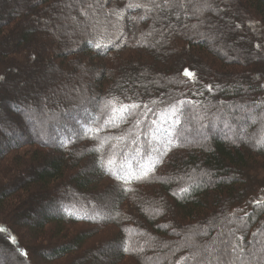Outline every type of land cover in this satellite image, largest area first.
Segmentation results:
<instances>
[{"label": "rangeland", "instance_id": "rangeland-1", "mask_svg": "<svg viewBox=\"0 0 264 264\" xmlns=\"http://www.w3.org/2000/svg\"><path fill=\"white\" fill-rule=\"evenodd\" d=\"M34 1L0 0L1 23L11 19L4 24L8 28L6 33H10V36L7 40L0 37V45H5L6 42L7 46H13L17 41L15 34L19 26L24 25L26 27L22 26V28H27L28 20L36 22L38 27L37 33L31 37V44L20 49V57L17 54L12 57L16 58V61H11L8 66H5V69H1L0 66V78H2L0 80V150L4 148L0 154V193H6L4 202L0 205V229H3L0 231V264H79L82 260L87 259L88 264H139L141 261L148 264H155V261L159 264H176L177 262L179 264H264V217L256 222L251 229H243L244 221L239 219V215L252 208L256 201L263 202L264 172L263 183L260 186L249 187L247 185L239 190L243 193L240 196H236L235 190L230 198L232 203L230 211L224 208L226 203L218 207L214 206L215 208H212L209 214L212 215V220L207 218V221L200 224L181 221L179 214L173 213L177 211L170 202L172 196L164 195L159 191V183L170 177L174 181V195L176 196L181 195L182 192L180 193L179 190L182 189V186L185 187L188 183L195 181L197 177L204 176L209 179L213 175L209 167L201 166L171 170L172 161L182 157L184 159L186 152H192L199 148V145H195V143H201L203 148L211 146V136L208 135L240 142L248 145V148L256 147V139L259 140L261 135L264 136V110H262L264 109V40H258L257 49H254L251 40H246L247 36L253 37L264 31V26L259 24L260 20H257L255 13L248 8V2L203 0V3L206 4L199 11L193 4V6H187L183 10L185 17L182 24L175 25L177 28L179 27L177 31L179 34H182L185 29L187 30L183 35L198 34L212 49L211 54L218 53L220 57H226V66L230 65L229 67L222 68L218 62L212 63L210 58H203L201 60L203 65L199 66L200 68L206 67L203 72L195 66L196 71L195 73L191 72L194 75L190 79L188 76L187 78L177 77V80L173 81L174 76L179 73L177 57L173 53L175 50H171L172 52L166 53L164 58H160L162 64H156L154 68L149 67L147 79L154 81L155 86L149 85L147 88L172 86L170 88L174 91L172 94L174 97H179L188 90H196L200 86L208 85V82L216 83L217 81L226 84L228 89L236 86L235 82H237L241 87L258 86L259 90L243 91L241 98L222 97L215 104L207 100L211 103L210 106H221L220 108L223 104L235 102L236 106L238 105L237 109L240 110L236 118V127H230L227 124L223 127L219 115L216 118L217 115H209L210 112H208V115L204 116L200 114L201 112L196 114L194 109L195 120L190 122L187 120L183 128L187 132L186 134L193 136L192 142L181 140L184 144L169 153V157L165 158L164 163L154 176L142 179L143 181L139 180L131 188L132 191H127L126 197L122 198L124 201L122 200L120 207L124 211V224L137 226L136 232H133L134 229L131 228L128 230L133 242L134 240L137 242V246L135 247L136 251L134 250L135 256L127 255L117 259L118 240H116V235L118 229L117 224L113 222L112 214L110 215L108 212L114 205L112 202L118 194V187H121L108 174L105 175L102 172V176L98 177L97 170L98 168L102 170L103 162H98V165V163H93L88 156L89 149L94 148L95 150L98 146L95 140L73 137L74 141L68 146L63 145L62 142V149L75 150L78 158L74 160L67 154L68 166L66 168L69 169H66V172L48 187L35 186V183L31 181L33 171H28L27 167H30L34 156L39 153L50 152L53 154V150L59 147L56 142L57 133L63 130L67 131V123L72 118L83 114L88 119L98 114L96 105L105 99L104 96L100 97L96 93L97 87L93 83L94 78L100 75L98 72H105V75L107 74L109 77L110 70L115 68V64H120L122 59H114L115 53L105 56L101 51H98L95 56H92L91 61L87 62L86 60L85 64L81 66L80 55L73 51L68 58L58 57L56 60L52 55L57 56V52L63 53L66 50L63 49L64 46L71 48L74 45L73 40L78 39L84 31L87 30L88 36L91 35V22H95V29L98 28L99 31H102L103 24L101 22L104 17L101 14L97 15L94 9L92 10L93 16L86 18L87 14H84V9L81 7L77 8V10L81 9L78 11L79 13H75L76 10L73 11L72 7L71 11L67 13L64 10V7L67 8L66 0H57L54 6L39 8V13L36 16L39 18L38 20H34L35 14H31L32 12L29 11L30 19L27 17L24 21H20L23 16L18 19V15L14 11L21 12L22 8L33 4ZM86 1L78 0L82 5H85ZM38 3L33 5H40ZM161 3V9H157V14L161 19H165L166 12H170L169 14L174 16L172 7H165V2H158L159 5ZM136 4L141 5L144 18H147L149 15L148 4L143 0H136ZM135 8L137 7L126 9V16L122 22L123 31L117 29L116 34H114L115 31H112V36H110L113 39L114 47L116 45L123 46L127 51L125 53L130 55L136 53V44L143 36L142 29L145 25V21L141 19L139 12H135ZM84 22H88L86 29L83 28ZM155 29L157 31L150 28L151 35H148L147 43L154 45L158 51L164 52L163 43H156V39L159 40L158 36L162 39L169 34V30L162 32L160 27H155ZM243 36L245 37L243 38ZM40 42L45 52L38 59L34 51H39ZM52 45H57L59 50H54L51 54L46 46L52 47ZM235 51L239 54H235ZM249 51H252L251 55ZM231 63H234V66ZM186 64L184 63L182 65L184 67L180 68V74L183 68L189 69ZM172 65L175 66L173 72H167L166 78L164 76L165 80L169 81L159 84L155 76L160 70ZM141 66H143L142 63ZM129 71L135 73L138 70L131 69ZM75 90H79V92ZM209 92L212 93L213 88L209 89ZM81 99L85 100L82 105L80 104ZM124 99L127 100L129 97H124ZM161 100L163 101V98ZM194 103L197 104L196 101ZM190 104L192 105L193 102ZM146 106H141L136 110L138 115L146 113V115L139 116L142 123L138 127H133L132 124H126L119 128L110 127L109 131L116 132L115 136L120 131H125L123 135L118 136L124 137L123 139H118V137L107 139L104 134L98 137L99 143L105 141L103 144L112 149L115 158L123 156V151L117 149L115 144L122 145L128 140V144L143 143L145 150L149 148L147 142L149 136L146 138L144 133L154 130L149 123H152L156 118L157 111L151 104ZM255 106H260V110H262L260 115L250 110ZM85 108L87 114L84 111ZM149 109L151 111H148ZM92 110L95 115L91 113ZM210 111L218 112L219 110L211 109ZM214 117L217 119L216 121ZM98 122L95 126L100 129L103 120H98ZM104 128L102 127V129ZM177 128L182 131V126H177ZM8 140L21 142L15 149L6 153L11 148L7 147ZM33 140L38 144L32 143ZM178 140L180 141V139ZM21 157L25 163L20 161ZM31 166L36 167L37 164ZM31 169L33 168L31 167ZM81 172L83 177L91 182L88 184L90 185L88 189L76 190L73 186L68 188L71 176ZM236 175L241 179H246L245 174L241 171ZM247 175L250 174L247 173ZM213 195L214 193H212ZM222 200H225L224 196ZM141 202L150 205L148 212H141ZM83 206L88 208V215L90 214L91 217L78 220L73 225H71V221H66L65 229L61 227L63 231H57L54 224L46 225L39 232L32 228V223L40 220L41 215H58L59 213L67 215L69 211H78ZM161 214L175 220L171 223L169 230L167 229L169 232L166 236L156 234L148 227L147 221L151 218L150 215L159 217ZM160 221L158 220V223ZM78 234L88 235L89 240L68 255L54 259L49 257L53 248L62 245L63 242ZM214 240L215 243H213ZM225 244L229 246L227 255L223 254ZM236 244L240 245L243 249L242 252L231 251V246ZM206 246L211 247L205 250ZM129 247L132 250L133 247L131 245ZM166 247H169V253L164 252ZM185 252H188V261L181 257ZM196 253H199L197 258L191 259ZM237 254L240 256L239 260L234 259ZM96 256L99 258L97 261H95ZM214 256H219L220 261L212 259ZM172 261L174 262L172 263Z\"/></svg>", "mask_w": 264, "mask_h": 264}, {"label": "trees", "instance_id": "trees-1", "mask_svg": "<svg viewBox=\"0 0 264 264\" xmlns=\"http://www.w3.org/2000/svg\"><path fill=\"white\" fill-rule=\"evenodd\" d=\"M56 1L57 0H37V2H39L38 4L40 5L34 6L33 4L37 3L35 0L33 4L28 5L29 7L26 6L25 8H22L21 12L14 11V13H17L16 15H18V19L23 16L20 21H24L27 17L30 19V17L28 16L29 11L32 12L31 14H35L36 17L39 13V8H47L50 5L54 6V3H56ZM237 1H247L248 8L255 13L256 19L260 20L261 23L259 24L264 26V0ZM66 2V7L68 9L64 7V10L67 11V13H69V11H71L70 9L72 8L73 11L76 10L75 13L81 9H84V14H87L86 18L93 16L92 10L95 9L97 15L101 14V16L104 17V20L101 22V24H103V29L102 31H99L98 28L95 29V22H91L92 33L90 32V36H88L89 34L87 30L84 31L82 34H80V37H78V39L73 40L74 45L71 48L63 45V49L66 50H64L63 53L55 52L57 56L52 55L54 56L53 58H55L56 60H58V57L66 59L68 58V56L72 55V52L74 51L80 55V64L82 66V64H85L86 60L87 62L91 61V59L93 58L92 56H95V53H97L98 51H101L105 56L111 53H115L116 55L113 58L122 60L120 64H115V68L113 67L112 70H110L109 77L107 74L105 75V72H98V74L100 75L98 77H95V80L93 81V83H95L97 87L96 93L100 97L104 96V99L117 97L118 100L123 103H139L141 106L151 104L155 106L157 116L154 120L156 121V124L153 125L152 123H149L150 127L154 129L151 130V132L155 133V138H151L150 132L148 138L151 140V143H148L149 148H147L146 150L143 148V143L131 145L128 144L129 140L126 143L123 142L122 145L115 144L117 149L123 151V156H117V158H115L113 156L112 149L110 147L107 148L108 146H106L105 144L99 143L98 137L104 134L107 139H112L110 137H118L120 135H123L125 131L122 130L117 134V136H115L116 132L111 133L109 131L110 127L112 126L111 124H109L104 129L98 131V128L95 126L99 123L98 120H94L91 117L87 119L82 114L77 116L76 118H72V120L67 123V131L62 129L63 131L57 133L56 142L59 144V147L53 150V154H51L50 152L42 154L39 153L38 155L34 156L33 161H31L32 163L30 164V167L27 168L28 171H33L31 181L35 183V186L48 187L52 182L61 177V175L66 172V169H69L66 168L68 166V158L66 157L67 154L71 156L70 158L73 157L74 160H76L75 158H78L75 153V150H65L62 149V146H68L69 144H71L74 141L73 137L80 139L84 138L89 140H95L98 146H96L95 150L94 148H90L88 156L93 161V163L97 164L98 162H103V164H101L102 170L101 168H98L97 170L98 177L100 178L102 176V172L105 175L108 174L122 188L121 189L118 187V199H116L117 196L116 198H113L112 203L114 205L111 209H109L110 211L108 212L110 215L112 214L113 222L117 224L116 226L118 229V233L116 235V240H118V248L116 250V253L118 257L116 258L121 259L127 255L135 256V247L137 246V242L135 240L133 242V238L129 235L128 230L131 228L132 230L134 229L133 232H136L137 226L124 224V211L120 206L122 204L121 202L124 201V199L122 198L126 197L127 191H125L124 189H131L134 185L138 183V181L135 179H131L130 183L125 184L121 180H117L113 173L124 177L128 176L129 173L139 174L143 170L148 171V176L146 177L147 179L152 175L154 176L155 172H157L160 166L164 163V160L169 155V153L172 150L178 148L180 145L182 146V144H184V142L182 143L181 140H184L188 143L192 142L193 136L191 137L190 134H186L187 132H185L183 128L185 127L184 123H187V120L189 122L195 120L194 109L196 110V114L197 112H201L200 114H203L204 116L208 115V112H210L209 115H217L216 118L219 115L221 117H219V119H221L223 127H225V124L230 127H236V118L239 115L238 113L240 110L237 109L238 105L236 106L235 102H233L232 104L225 102L227 104H223L222 108H220L221 106H210L211 103H217L218 99L222 97L241 98L243 95V91H258L259 87H241L237 82H235L236 86L228 89L226 88L228 87L226 86V84H221L219 81L215 80L217 81L216 83L208 82V85L200 86L196 90H188L182 93V95H180L179 97H174V95H172L174 91L170 88L172 87L170 85V87L164 86V88H147L149 85L155 86L154 81H150L147 79V72L149 67L154 68L156 64H162L160 58H164L166 53L169 54V52H172L171 50H175V52L173 53L177 57V71H179V73L174 76L175 79L173 81H176L177 77L187 78V75H185V70H187L189 73H195V66L199 67L203 65L201 64V60L203 58H210L209 60H212V63L218 62V65L222 68H227L230 66H226V57H220L218 53L214 52V54H211L210 52L212 51V49H210L208 43H206L205 40H202V38H200L198 34L191 35L187 33L183 35L187 29H185L182 34H179V32H177L179 30V27L177 28V26L175 25L182 24V20L185 17V15L183 16V10L186 9L187 6L195 5L197 11H199V9H202V6L206 4L203 3V0H170L169 6L172 7L175 18L172 14H169L170 12H166V17L164 20L161 19L159 14H157V9L160 10L161 7L157 8L152 2V0H143L144 3L148 4V9L151 8V11L148 12L149 15L147 18H143V20L145 21V25L142 29L143 36L139 39L138 43L136 44L137 50L135 51L136 53H134L133 55L125 53L127 51L126 49H124L125 47L123 46L119 47V45H116L114 47V44H112L113 39L110 36H112V31H115L114 34H116L117 29L123 31L122 22L124 20V17L126 16V9L128 8L129 4L135 5L136 0H87L85 5H82L81 2H78V0H66ZM158 2H165V0H156V4H158ZM80 7L81 9L77 10V8ZM135 12H139L140 16L144 17V14L142 13L143 11L140 7L135 8ZM38 19L39 18L36 17L34 20ZM7 20L8 21L6 22L2 21L3 24L0 20V37L3 38V40H7L10 36V33H6L8 28L5 27L4 24L9 22L11 19ZM92 20L94 19L92 18ZM32 21L33 20L27 21V28H22V26L26 27L24 25L19 26L18 31L15 34L17 41L14 43L13 46H7L6 42L5 45H0L1 69H5V66H8L11 61H16V58L12 57H15L16 54L18 55V57H20V49L26 48L31 44V37L38 31L36 22ZM84 23L85 24H83V28L87 26L88 22ZM155 27H160V30L162 32L164 30H169V34L164 36L162 39H160L159 36V40L156 39V43H163L162 46L164 48V52L158 51L154 45L147 43L149 38L148 35H151L150 28L157 31ZM244 37L245 36H243V38ZM248 39L251 40L252 46L255 49L259 45L258 40H264V31H261V33H258L256 34V36L253 37L247 36L246 40ZM96 44H100L101 47H95ZM38 47L39 51L35 50L34 52L37 54V58L39 59V57L43 55V52H45V50L43 48V45H41V42L39 43ZM46 48L51 54L54 50H59V47L57 45H52V47L46 46ZM129 52H131L130 48ZM234 53L239 54L237 51H235ZM27 54L26 56H28ZM249 54L251 55L252 51H249ZM149 60L150 63H148ZM221 62L222 64L220 65ZM141 63L143 64V66H141ZM184 63H187L186 66L189 67V69L186 67L183 68L180 74V68L184 67L182 66ZM231 64L233 65L234 63ZM131 69L133 71L137 69L138 71L135 73H130L129 70ZM174 69L175 66L172 65L170 67H166V69L160 70L158 75L155 76V79L157 80V82H159V84H164V82H168L169 80H165L166 75H168L167 72H173ZM204 69H206L205 66L201 68L199 67V70L201 72H203ZM197 72L199 73V71ZM188 79H190L189 76ZM114 84L115 87H113ZM211 88H213L212 93L209 92V89ZM187 93L188 95H186ZM124 97H129V99L125 100ZM154 97L158 99H155ZM161 97L163 98V101L161 100ZM207 100H209L211 103L207 102ZM195 101L197 102V104L194 103ZM190 102H193V104L191 105ZM242 104L245 105V103ZM96 107H98V105H96ZM211 109L219 111H210ZM250 110H252L253 113L259 114L260 111L264 109L260 110V106H255L252 109L250 108ZM174 111L176 112V115H173ZM91 113L93 114V110L91 111ZM216 118L215 121L217 120ZM177 120L179 121V123L176 122ZM117 123L120 122L117 121ZM123 125L125 126L126 124L120 123V127H123ZM177 126H182V131H184L185 133L180 131ZM105 131H108V133H105ZM208 136H211V146H206L205 148H203L201 147V143H195V145H199V148L192 152H186V158L184 159L182 157L181 159H176L175 161H172L173 163L171 165V170H183L187 167H209V169L212 170L213 174L209 179H206L204 176L197 177L195 181L188 183L185 187H181L182 189H187V191L182 192L181 190H179L180 193H182L181 195L176 196L174 195L175 186L173 178L170 177L168 178V180L159 183V191H161L164 195H169L170 197L172 196L170 202H172L173 207L177 211L173 213L179 214L181 218L180 220L184 222L190 221L195 223L197 222L200 224L201 222L204 223L205 221H207V218H211L209 219L211 221L212 215L209 214L212 211V208H215L214 206L218 207L221 204L226 203L224 208L226 210L229 209L230 211V208L232 206L230 198L235 192V190L236 196H240L243 194L239 191L241 188L243 189L247 185L249 187H257L263 183L262 178L264 172V146L258 144L257 139L256 147L253 146L252 148H248V145L246 144H242L240 142H233L227 138H221L212 135ZM178 139H180V141ZM20 142H6L7 147H11L6 151V153L9 150L15 149L18 143ZM31 142H35L36 144H38V142L34 140ZM61 143L63 144L62 146ZM138 148L140 149V151H137ZM3 150L4 148L0 150V154ZM109 158H111L113 161L111 165L106 164V161ZM20 161L25 163V160L23 161L22 157ZM32 164H37V166L33 167L31 166ZM31 167L33 169H31ZM239 171L245 174L246 179H241V177L236 175L237 173H239ZM247 173L250 175H247ZM78 174L73 177L71 176L68 188H70L69 186H73L76 190H87L90 186L88 184L91 182H89L83 177L82 172ZM236 186L238 187L236 188ZM130 191H132V189ZM212 193H214L213 196ZM5 196V192L0 193V205L3 204ZM223 196L225 197V200H222ZM148 207H150V205H146L145 202L140 203L141 212H148ZM87 209V207L83 206L78 209V211H69L67 215L62 213H59L58 215H41L40 220H37L36 222L32 223V228L35 229V231L39 232L40 230H43L46 225L54 224L57 227L56 229H58L57 231H63L62 228L65 229L66 221H71V225H73L78 220H85V218H88V216L91 217L90 214L88 215L89 211ZM150 217V219H148L147 221L148 227L151 228L156 234L163 236L168 235L167 233L169 231H167V229L169 230L171 223L175 222L174 219L168 216H163V214H161L159 217H153V215H150ZM263 217L264 200L262 203L253 204L252 208L246 210L244 214L239 215V219H243L244 221L243 229L253 228L255 223L259 222L260 219ZM168 218L171 220V222H169L170 220ZM158 220L162 221L158 223ZM240 233H242V231H240ZM6 240L8 239L6 238ZM87 240H89V238L86 234L75 235L74 238L71 237L67 241L63 242L62 245H58L56 248H53L51 256L49 257H51L52 259L60 258L72 252H75L82 245H84ZM130 245L131 247H133L131 248L132 250H130ZM125 248H127V251L124 250ZM164 252L169 253V247H166ZM187 256L188 252H185L181 257L183 259ZM95 259V261H97V259L99 260L97 256ZM188 259L189 258H187L186 261H188ZM173 262L174 261H172V263ZM79 264H88V259L82 260ZM139 264L148 263H146L145 261H141ZM155 264H159V262L155 261ZM176 264H179V262H177Z\"/></svg>", "mask_w": 264, "mask_h": 264}, {"label": "snow or ice", "instance_id": "snow-or-ice-1", "mask_svg": "<svg viewBox=\"0 0 264 264\" xmlns=\"http://www.w3.org/2000/svg\"><path fill=\"white\" fill-rule=\"evenodd\" d=\"M152 2L155 4L156 7H161V5L156 4V0H152ZM170 4V0H165L164 6L167 7ZM70 6V5H69ZM182 6V5H181ZM128 7H141V5L139 4H129ZM148 11H151V8L148 9ZM144 17H141V19H143ZM95 47L100 48L101 45L100 44H96ZM185 75L192 77L194 74L193 73H189L187 70H185ZM77 92H79V90H75ZM85 100L81 99L80 100V104H84ZM145 107H147L145 105ZM141 108V105L139 103H123L121 101L118 100L117 97H112L110 99H105L102 102H100L98 104V114L95 117H92V119L94 120H103V125L102 127H107L109 124H111L113 127L119 128L120 127V123H124V124H132L133 127H138L142 121L139 118L140 115H146V113H140L139 115L137 114L138 109ZM85 113L87 114V109H84ZM148 111H151V109H149ZM173 115H176V112H173ZM117 121H119L120 123H117ZM177 123H179V121H176ZM152 124L155 125L156 121L153 120ZM102 127L99 130H102ZM151 132V130H149V132H145L144 135L147 138L149 136V133ZM124 137H118V139H123ZM151 138H155V133L151 132ZM101 144L105 143V141H101ZM133 143H135V141H133ZM148 143H151V140H148ZM258 144H260L261 146H264V136H261V138L257 141ZM137 151H140V149L138 148ZM113 163L112 159L109 158L106 161L107 165H111ZM154 170V169H153ZM113 175L115 176V178L117 180H121L123 183L127 184L131 182V179H135L137 181L145 179L148 176V171H141L139 174H133V173H129L128 176H119L116 175L115 173H113ZM125 191H130L131 189H124ZM182 192L187 191V189H181ZM262 201H256L255 203L259 204ZM0 231H3V229H0ZM213 243H215V240L213 241ZM211 246H206L205 250H208ZM228 245L225 244V250H224V255L228 254ZM125 251H127V248L124 249ZM237 250H239V252H242L243 249L240 247L239 244L233 245L231 246V251L232 252H237ZM199 255V253L194 254L191 259H196L197 256ZM187 259V257L185 258ZM212 259H215L217 261H220V257L219 256H214L212 257ZM236 260L240 259V256L237 254L235 256Z\"/></svg>", "mask_w": 264, "mask_h": 264}, {"label": "bare ground", "instance_id": "bare-ground-1", "mask_svg": "<svg viewBox=\"0 0 264 264\" xmlns=\"http://www.w3.org/2000/svg\"><path fill=\"white\" fill-rule=\"evenodd\" d=\"M2 78H0V80H1Z\"/></svg>", "mask_w": 264, "mask_h": 264}]
</instances>
